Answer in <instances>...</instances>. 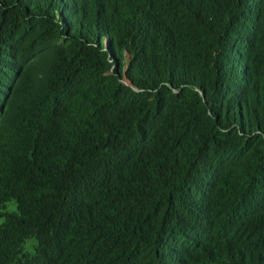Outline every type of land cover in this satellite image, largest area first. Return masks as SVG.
<instances>
[{"label":"trees","instance_id":"obj_1","mask_svg":"<svg viewBox=\"0 0 264 264\" xmlns=\"http://www.w3.org/2000/svg\"><path fill=\"white\" fill-rule=\"evenodd\" d=\"M0 264H264V0H0Z\"/></svg>","mask_w":264,"mask_h":264},{"label":"rangeland","instance_id":"obj_2","mask_svg":"<svg viewBox=\"0 0 264 264\" xmlns=\"http://www.w3.org/2000/svg\"><path fill=\"white\" fill-rule=\"evenodd\" d=\"M9 211H12L15 209L14 205L11 204L8 207ZM36 245V242L34 239L27 240L24 244L23 251L27 254H32L34 251V247Z\"/></svg>","mask_w":264,"mask_h":264}]
</instances>
